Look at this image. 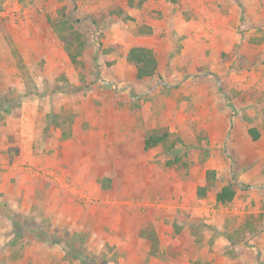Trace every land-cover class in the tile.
<instances>
[{"label":"rangeland","instance_id":"374dc122","mask_svg":"<svg viewBox=\"0 0 264 264\" xmlns=\"http://www.w3.org/2000/svg\"><path fill=\"white\" fill-rule=\"evenodd\" d=\"M263 169L264 0H0V264H264Z\"/></svg>","mask_w":264,"mask_h":264},{"label":"trees","instance_id":"16d2710c","mask_svg":"<svg viewBox=\"0 0 264 264\" xmlns=\"http://www.w3.org/2000/svg\"><path fill=\"white\" fill-rule=\"evenodd\" d=\"M113 13V12H112ZM117 16H126L124 11H116L114 12ZM113 14V15H114ZM126 18H128L126 16ZM51 21V20H50ZM61 25L58 27L62 29V32L67 31L66 26L69 25V20L64 17V20L59 22ZM94 23H97L94 21ZM66 28V29H65ZM151 32V31H150ZM77 38L76 42L78 45L75 46L74 43L68 39L63 38L64 42H67L66 51L71 59V62L74 65L79 63L78 58L83 56V52L85 50V45L81 42L78 38V35L75 37ZM74 48V49H73ZM127 61L130 64H133L136 68V78L139 81H144L146 79L154 78L159 72V61L156 57V54L153 49L146 48V47H132L127 54ZM249 136L254 142H257L261 138V133L256 128H251L248 131ZM172 138V134L168 131L164 133L153 132L146 137L144 147L146 151H149L153 148L158 146H166ZM178 142H182L181 139H177ZM173 146L169 150V152H173ZM182 161L180 157H175L173 161L167 163L168 167L174 166L179 164ZM186 166V165H185ZM263 176H264V169H263ZM217 172L215 170H208L206 172V180L204 186L198 188L197 196L199 199H204L207 197L208 193H213L215 196V201L217 205L220 206H228L233 203L237 196V187L231 181L223 187L217 186ZM254 219L253 217L247 218L245 224H243L239 232L243 235L240 238V242H244L247 236L254 235L258 232L256 226H254ZM141 237L144 238L147 242L151 244V254L154 256H158L159 252V245L160 241L156 231L153 228L145 229L141 231ZM230 240H232L230 238ZM233 241V240H232ZM231 241V242H232Z\"/></svg>","mask_w":264,"mask_h":264},{"label":"crops","instance_id":"0c3cea01","mask_svg":"<svg viewBox=\"0 0 264 264\" xmlns=\"http://www.w3.org/2000/svg\"><path fill=\"white\" fill-rule=\"evenodd\" d=\"M153 1H156V0H151V2H153ZM162 1V0H161ZM135 47H142V46H135ZM143 47H145V46H143ZM146 48H150V47H146ZM152 49V48H151ZM155 52V51H154ZM156 54V53H155ZM156 57H157V55H156ZM158 59V58H157ZM159 61V60H158ZM159 69H160V63H159Z\"/></svg>","mask_w":264,"mask_h":264},{"label":"water","instance_id":"95a60500","mask_svg":"<svg viewBox=\"0 0 264 264\" xmlns=\"http://www.w3.org/2000/svg\"><path fill=\"white\" fill-rule=\"evenodd\" d=\"M227 98H229L228 96H226Z\"/></svg>","mask_w":264,"mask_h":264}]
</instances>
